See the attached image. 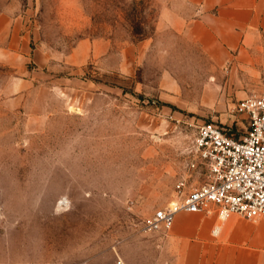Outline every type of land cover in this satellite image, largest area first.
Returning a JSON list of instances; mask_svg holds the SVG:
<instances>
[{"label": "rangeland", "instance_id": "374dc122", "mask_svg": "<svg viewBox=\"0 0 264 264\" xmlns=\"http://www.w3.org/2000/svg\"><path fill=\"white\" fill-rule=\"evenodd\" d=\"M178 4V0H170ZM163 0H0V264H163L147 219L175 198L204 123L236 137L264 74L163 18Z\"/></svg>", "mask_w": 264, "mask_h": 264}, {"label": "crops", "instance_id": "0c3cea01", "mask_svg": "<svg viewBox=\"0 0 264 264\" xmlns=\"http://www.w3.org/2000/svg\"><path fill=\"white\" fill-rule=\"evenodd\" d=\"M163 18L185 26L190 38L216 30L219 42L206 44L236 57L235 65L264 74V0H163ZM20 17L0 9V62L16 64ZM216 213L180 211L169 230L160 233L163 264H264V216L232 215L216 236Z\"/></svg>", "mask_w": 264, "mask_h": 264}, {"label": "built area", "instance_id": "2783aa9c", "mask_svg": "<svg viewBox=\"0 0 264 264\" xmlns=\"http://www.w3.org/2000/svg\"><path fill=\"white\" fill-rule=\"evenodd\" d=\"M242 107L251 127L241 137L216 123L199 127L174 200L147 219V230H169L180 211L216 213V236L234 214L251 220L264 216V94L244 99Z\"/></svg>", "mask_w": 264, "mask_h": 264}]
</instances>
